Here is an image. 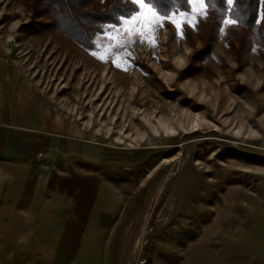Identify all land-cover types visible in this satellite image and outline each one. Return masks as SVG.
<instances>
[{"label":"rangeland","instance_id":"1","mask_svg":"<svg viewBox=\"0 0 264 264\" xmlns=\"http://www.w3.org/2000/svg\"><path fill=\"white\" fill-rule=\"evenodd\" d=\"M35 2L0 0V85L18 81L22 113L0 125L31 132L30 156L0 157V264H142L145 244L150 264H264L261 39L240 47L227 9L207 45L200 18L169 22L155 49L102 61L110 24L90 48L36 34Z\"/></svg>","mask_w":264,"mask_h":264},{"label":"trees","instance_id":"2","mask_svg":"<svg viewBox=\"0 0 264 264\" xmlns=\"http://www.w3.org/2000/svg\"><path fill=\"white\" fill-rule=\"evenodd\" d=\"M103 0H36L33 7V18L38 21L35 25L39 32L49 29H57L67 35L70 39L81 46L91 47L90 38L97 30L98 24H118V16H128L131 11H135L131 3L120 0H108L104 11L98 8L97 4ZM258 0H237L230 11L239 24V37L236 38L241 47L246 38L251 34L264 43V20L262 26L256 25V6ZM157 11L161 14L170 12H186L189 6L186 0H152ZM215 7H209L205 18L199 19L202 23L200 28L201 39L207 45L216 34L220 20L224 17L227 7L224 0H214ZM264 10V0L261 2ZM204 24V25H203ZM236 48V50H238ZM197 235L193 234L189 240L193 241ZM142 264H150L154 255L147 254V245L142 249ZM156 259L162 260L165 264H177L166 258L164 255H157Z\"/></svg>","mask_w":264,"mask_h":264},{"label":"snow or ice","instance_id":"3","mask_svg":"<svg viewBox=\"0 0 264 264\" xmlns=\"http://www.w3.org/2000/svg\"><path fill=\"white\" fill-rule=\"evenodd\" d=\"M129 2L136 10L131 11L128 16H118L119 26L112 24L106 26L104 37L109 43L103 48L101 54L93 53L98 59L102 61L108 59V53L112 52L113 49L116 50L115 54L119 55L120 49L127 48L137 41L155 49L159 31L167 23L170 22L177 34L182 35L184 28L195 27L198 18H205L209 7H215L214 0H186L189 6L188 11L179 12L177 10L171 14H161L157 11L152 0H129ZM224 3L227 9L231 11L236 0H224ZM222 23L228 27L235 25L237 20L226 18L222 20ZM113 62L117 67L121 66V62L116 60Z\"/></svg>","mask_w":264,"mask_h":264},{"label":"crops","instance_id":"4","mask_svg":"<svg viewBox=\"0 0 264 264\" xmlns=\"http://www.w3.org/2000/svg\"><path fill=\"white\" fill-rule=\"evenodd\" d=\"M3 82L4 84L0 85V114H22L20 112L21 98L19 91L21 87L19 86L18 81L14 79V81L3 80L2 83ZM4 128L5 127L0 125V137H2L0 140V157H6L9 160H25L23 158H25L26 155L30 156L31 154H27V151L18 149V144L21 142L24 143L25 137H29V133L31 132L29 130H26L24 131L25 133L17 134V136L15 137L14 134L18 133V130L13 127H11L12 130H5ZM35 212L36 211H34V214H36ZM86 223L91 224L92 222L88 220ZM84 228L85 227H83V229ZM92 228L94 229V227L90 226L86 229ZM100 229H103V227Z\"/></svg>","mask_w":264,"mask_h":264}]
</instances>
